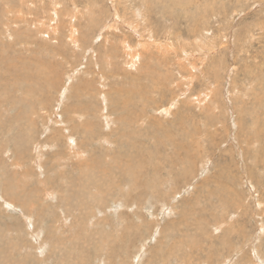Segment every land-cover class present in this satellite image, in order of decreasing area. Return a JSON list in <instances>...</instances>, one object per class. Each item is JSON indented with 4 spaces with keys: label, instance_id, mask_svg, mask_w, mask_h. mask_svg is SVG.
I'll return each instance as SVG.
<instances>
[{
    "label": "rangeland",
    "instance_id": "374dc122",
    "mask_svg": "<svg viewBox=\"0 0 264 264\" xmlns=\"http://www.w3.org/2000/svg\"><path fill=\"white\" fill-rule=\"evenodd\" d=\"M0 264H264V0H0Z\"/></svg>",
    "mask_w": 264,
    "mask_h": 264
},
{
    "label": "bare ground",
    "instance_id": "6f19581e",
    "mask_svg": "<svg viewBox=\"0 0 264 264\" xmlns=\"http://www.w3.org/2000/svg\"><path fill=\"white\" fill-rule=\"evenodd\" d=\"M67 131V130H66Z\"/></svg>",
    "mask_w": 264,
    "mask_h": 264
}]
</instances>
